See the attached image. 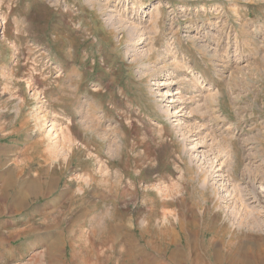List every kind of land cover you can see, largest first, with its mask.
<instances>
[{"label": "rangeland", "instance_id": "374dc122", "mask_svg": "<svg viewBox=\"0 0 264 264\" xmlns=\"http://www.w3.org/2000/svg\"><path fill=\"white\" fill-rule=\"evenodd\" d=\"M0 255L264 264V0H0Z\"/></svg>", "mask_w": 264, "mask_h": 264}, {"label": "bare ground", "instance_id": "6f19581e", "mask_svg": "<svg viewBox=\"0 0 264 264\" xmlns=\"http://www.w3.org/2000/svg\"><path fill=\"white\" fill-rule=\"evenodd\" d=\"M227 163V162H226ZM211 166V165H210ZM218 166V165H217ZM221 168V167H220ZM218 175V174H217ZM205 178V177H204ZM85 181V180H84ZM206 184V183H205ZM239 191V190H238ZM236 192H237V190H236ZM232 193V192H231ZM238 195H239V193H238ZM243 197V196H242ZM234 198V197H233ZM239 198V197H238ZM237 198V199H238ZM225 199V198H224ZM241 199V198H240ZM240 201V200H239ZM242 201V200H241ZM242 204H246V203H244V201H243V203ZM241 205V204H240ZM247 205V204H246ZM245 206V205H244ZM243 207V206H242ZM243 209V208H242ZM244 210V209H243ZM261 213V210H259V209H257V207L255 208H251V206H250V208L248 209L247 207H245V210H244V212L242 213V215H241V217H240V223L241 224H245V225H249V224H254V223H258L260 220H258V215ZM238 214H239V212H238ZM238 214H237V216H238ZM261 215V214H260ZM237 219V218H236ZM260 219V218H259ZM238 220V219H237ZM260 223V222H259ZM247 225V226H248ZM257 225V224H256ZM1 256V255H0ZM172 258V257H171ZM217 259V258H216ZM4 260V259H3Z\"/></svg>", "mask_w": 264, "mask_h": 264}]
</instances>
